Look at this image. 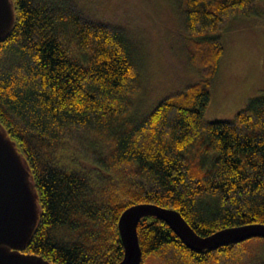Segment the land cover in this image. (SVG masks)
<instances>
[{
  "label": "trees",
  "instance_id": "1",
  "mask_svg": "<svg viewBox=\"0 0 264 264\" xmlns=\"http://www.w3.org/2000/svg\"><path fill=\"white\" fill-rule=\"evenodd\" d=\"M0 42V122L27 159L42 214L26 252L57 264H117L118 222L148 202L201 236L264 224V92L232 120H208L220 33L261 0H170L181 54L199 73L133 115L142 40L84 0H13ZM137 113V112H135ZM140 264H264V238L194 252L161 219L138 224Z\"/></svg>",
  "mask_w": 264,
  "mask_h": 264
},
{
  "label": "rangeland",
  "instance_id": "2",
  "mask_svg": "<svg viewBox=\"0 0 264 264\" xmlns=\"http://www.w3.org/2000/svg\"><path fill=\"white\" fill-rule=\"evenodd\" d=\"M84 1L96 7L99 17L115 18L142 40L145 80L133 115L198 78L181 54L178 16L170 0ZM256 8V15L235 19L220 33L224 53L212 81L208 120H232L251 98L264 92V0Z\"/></svg>",
  "mask_w": 264,
  "mask_h": 264
},
{
  "label": "water",
  "instance_id": "3",
  "mask_svg": "<svg viewBox=\"0 0 264 264\" xmlns=\"http://www.w3.org/2000/svg\"><path fill=\"white\" fill-rule=\"evenodd\" d=\"M15 23L13 0H0V42ZM42 214L31 167L16 142L0 122V264H57L43 256L26 252ZM163 220L192 251L217 249L251 238H264V224L252 223L220 229L208 236L199 235L176 209L141 202L126 208L118 222L124 247L117 264H140L142 247L138 224L144 217Z\"/></svg>",
  "mask_w": 264,
  "mask_h": 264
}]
</instances>
